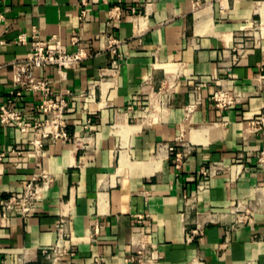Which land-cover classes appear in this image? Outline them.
I'll list each match as a JSON object with an SVG mask.
<instances>
[{
  "label": "crops",
  "instance_id": "0c3cea01",
  "mask_svg": "<svg viewBox=\"0 0 264 264\" xmlns=\"http://www.w3.org/2000/svg\"><path fill=\"white\" fill-rule=\"evenodd\" d=\"M82 1L12 0L0 23V105L18 89L13 66L30 51L20 34L30 39L36 28L40 40L58 37L74 52L77 31L88 54L64 82L54 67L36 71L56 94H74L70 141L44 143L38 162L52 180L31 214L0 218V264H126L142 244L154 264H264V128L253 124L264 115V0H202L199 8L192 0H86L81 23ZM111 39L120 43L117 72ZM219 90L242 99L222 112L212 101ZM40 102L24 93L13 106L28 113ZM33 138L0 124V153L28 149ZM37 167L10 154L0 196L20 194ZM202 170L209 189L190 210ZM60 227L67 253L54 262L43 251Z\"/></svg>",
  "mask_w": 264,
  "mask_h": 264
},
{
  "label": "built area",
  "instance_id": "2783aa9c",
  "mask_svg": "<svg viewBox=\"0 0 264 264\" xmlns=\"http://www.w3.org/2000/svg\"><path fill=\"white\" fill-rule=\"evenodd\" d=\"M12 0H0V23L4 20V12ZM152 3L156 0H146ZM193 6L199 8L202 0H192ZM82 9L79 21L82 23L87 15L86 0L82 1ZM132 14H139L137 8L132 9ZM17 43L21 45H30L29 53L21 60H18L13 66V82L18 89L11 93L8 105H0V124L3 126L15 127L21 134L33 133L34 138L29 142L30 147L24 149L17 147L11 152L3 151L0 153V164L5 162L10 154H15L19 159L22 157H31L37 160V173L25 185L20 194L9 196H0V218L7 219L11 215H18L27 218L35 205L41 201L44 194L49 189L51 176L48 174L44 163L38 162L40 157L44 155V143L46 141H70L68 126L65 120V114L69 106V98L74 94L67 91L65 94H56L50 83L45 79L36 76L38 69L54 67L60 77V81L64 82L68 78V72L75 70L88 58L87 51L79 46L80 39L77 31H74L70 37V45L77 47L76 51L69 52L67 46L58 37H53L49 41L39 39L36 28L32 29V35L29 39L27 34L22 33L17 38ZM109 48L116 56L112 62L114 70L117 72L120 66L119 54L120 43L114 39L108 41ZM264 79V76H262ZM174 85L161 88L159 94L164 99L169 96V91ZM24 93L38 94L41 102L38 106L32 107L28 113L21 112L14 108V99L23 98ZM242 94L236 91H216L212 96L216 108L220 111H227L231 107L240 103ZM198 102L190 103L185 109V117L188 119L196 110ZM91 123V120L89 121ZM257 128H264V115L253 122ZM175 147H170V152L175 153ZM182 154L176 153V160L181 161ZM259 162L264 164V149L260 154ZM206 170L201 172V180L197 190L187 199L186 207L190 210L198 209L204 195L208 192V178L210 177ZM199 214V212H197ZM142 219V218H141ZM62 224V223H61ZM200 233V226L188 231L186 240L193 242L195 237ZM58 241L51 246L50 249L43 251L48 257H52L54 262H59L63 255L67 253L65 242L69 235L63 227L58 229ZM157 257L152 253H148L145 244L141 245L139 251L130 255L126 259V264H154Z\"/></svg>",
  "mask_w": 264,
  "mask_h": 264
},
{
  "label": "rangeland",
  "instance_id": "374dc122",
  "mask_svg": "<svg viewBox=\"0 0 264 264\" xmlns=\"http://www.w3.org/2000/svg\"><path fill=\"white\" fill-rule=\"evenodd\" d=\"M155 94H157V93H155ZM157 95H158L159 98L161 99V102L165 101L164 97H163L161 94L158 93Z\"/></svg>",
  "mask_w": 264,
  "mask_h": 264
}]
</instances>
